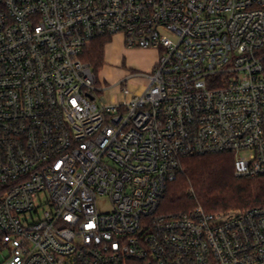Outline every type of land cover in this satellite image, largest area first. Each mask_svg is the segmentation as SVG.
<instances>
[{"label": "built area", "instance_id": "obj_1", "mask_svg": "<svg viewBox=\"0 0 264 264\" xmlns=\"http://www.w3.org/2000/svg\"><path fill=\"white\" fill-rule=\"evenodd\" d=\"M108 37L158 54L113 103L83 61ZM218 153L264 176V0H0L5 264H264V206L160 210Z\"/></svg>", "mask_w": 264, "mask_h": 264}, {"label": "trees", "instance_id": "obj_2", "mask_svg": "<svg viewBox=\"0 0 264 264\" xmlns=\"http://www.w3.org/2000/svg\"><path fill=\"white\" fill-rule=\"evenodd\" d=\"M111 38L93 41L83 61L98 74ZM182 172L167 187L160 203L165 214L201 207L206 213L245 211L264 206V176L236 177L231 153L205 154L181 160Z\"/></svg>", "mask_w": 264, "mask_h": 264}, {"label": "rangeland", "instance_id": "obj_3", "mask_svg": "<svg viewBox=\"0 0 264 264\" xmlns=\"http://www.w3.org/2000/svg\"><path fill=\"white\" fill-rule=\"evenodd\" d=\"M120 43L121 39L114 37L105 47L104 66L97 74L99 86L101 89H106L100 99L107 103L119 100L117 87L123 80H127L128 88L134 91L142 87L145 83L143 75L151 72L154 67L153 61L155 64L158 61V54L154 50L128 49ZM98 208L101 211L109 210V202L100 200ZM7 257L8 252L0 248V264H5Z\"/></svg>", "mask_w": 264, "mask_h": 264}, {"label": "crops", "instance_id": "obj_4", "mask_svg": "<svg viewBox=\"0 0 264 264\" xmlns=\"http://www.w3.org/2000/svg\"><path fill=\"white\" fill-rule=\"evenodd\" d=\"M122 45V42L120 43ZM123 46V45H122ZM155 62L153 61V66H154Z\"/></svg>", "mask_w": 264, "mask_h": 264}]
</instances>
